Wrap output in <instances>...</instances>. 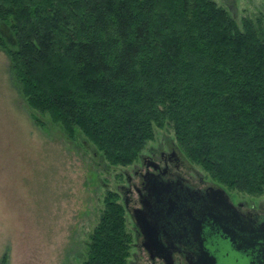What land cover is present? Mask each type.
Here are the masks:
<instances>
[{"label":"trees","instance_id":"1","mask_svg":"<svg viewBox=\"0 0 264 264\" xmlns=\"http://www.w3.org/2000/svg\"><path fill=\"white\" fill-rule=\"evenodd\" d=\"M0 47L37 125L81 132L114 166L170 126L216 184L264 193L263 17L240 26L215 0H0ZM118 197L107 192L82 264H129Z\"/></svg>","mask_w":264,"mask_h":264},{"label":"rangeland","instance_id":"2","mask_svg":"<svg viewBox=\"0 0 264 264\" xmlns=\"http://www.w3.org/2000/svg\"><path fill=\"white\" fill-rule=\"evenodd\" d=\"M215 1L240 26L245 18H264V0ZM33 114L39 115L28 107L0 47V264L5 255L7 264H82L107 192L121 195L139 158L129 166L111 165L81 132L70 138L48 116H39L43 126L37 125ZM168 141L176 145L173 129H157L140 156ZM229 192L249 206L264 203V193ZM127 227L131 232L129 218ZM141 257L132 248L129 264H149Z\"/></svg>","mask_w":264,"mask_h":264},{"label":"flooded vegetation","instance_id":"3","mask_svg":"<svg viewBox=\"0 0 264 264\" xmlns=\"http://www.w3.org/2000/svg\"><path fill=\"white\" fill-rule=\"evenodd\" d=\"M139 164L117 194L127 226L128 218L132 225V248L141 259L149 264H205L209 258L216 264H247L248 255L258 257L264 203L249 206L203 178L173 141L149 148ZM249 241L257 247L236 252Z\"/></svg>","mask_w":264,"mask_h":264},{"label":"water","instance_id":"4","mask_svg":"<svg viewBox=\"0 0 264 264\" xmlns=\"http://www.w3.org/2000/svg\"><path fill=\"white\" fill-rule=\"evenodd\" d=\"M137 216V220H138V223H139V226L141 227V229L144 231V226L142 224V222L140 221V218L139 216L136 214ZM264 241V239H263ZM257 243L254 242H246V244L244 245V247L240 246V248H237L238 251L236 252H242L243 250H251V249H255V247H257L256 245ZM260 249H259V255L258 257H254L253 255H248L247 258H248V261H247V264H264V242L261 243L259 245ZM242 254H245V253H242ZM206 263L205 264H216V261L215 259H212V258H209L208 259V262L205 261Z\"/></svg>","mask_w":264,"mask_h":264}]
</instances>
